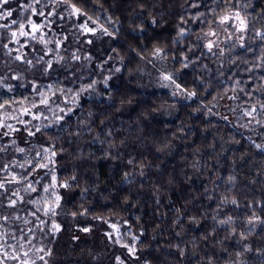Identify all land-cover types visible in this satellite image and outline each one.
Instances as JSON below:
<instances>
[{
  "label": "trees",
  "instance_id": "16d2710c",
  "mask_svg": "<svg viewBox=\"0 0 264 264\" xmlns=\"http://www.w3.org/2000/svg\"><path fill=\"white\" fill-rule=\"evenodd\" d=\"M31 2L13 0L11 7L19 10L20 5ZM192 2L67 0L62 3L65 7L75 4L109 31H113V25L106 22L105 17H111L119 32L113 37L100 36L98 32L92 45L68 41L72 44L65 45L67 53L61 62V65L67 63L68 69L54 63L58 70L47 75L42 74L44 65L36 64L32 51L33 48L40 51L44 45L39 40H24L29 46L21 54L27 53V58L33 60L36 66L32 67L24 60L14 59L19 55L18 44L11 40V31L17 30L16 26L13 25L11 31L0 28V78L14 86L12 92L0 88V103L10 101L9 105L0 108V121L6 114H20L21 109L38 100L35 96L48 90L47 85L51 83H58L65 89V94H73L67 93V87L75 90L90 79L96 81L95 94L91 98H86V93L81 96V108L62 104H65L64 109L75 108L74 114L65 118L66 123L61 122L66 131L59 127L48 128L43 133L29 136L27 142L20 137L19 143L26 147L23 154L16 151L20 146L7 143L8 137L0 140V147L8 148L7 152H0V165L13 160L23 162L24 156L31 159L42 145L55 144L57 149L65 150L56 157L58 179L62 176L69 180L74 175L78 180L71 189H59L61 207L54 219L61 230L54 237L43 235L48 229L39 225V220L30 214L39 205L0 209V216L9 217L7 222L0 220L9 233L8 242L15 243L12 234L20 236L19 229H24L31 245L26 244L22 251H30L36 264H43L37 258L43 253H35L36 248L43 246L52 252L51 257H45L48 264H117L116 257L124 259L126 264H145V261L148 264H264V224L247 223L250 216L264 217V211L259 207L264 204V152L253 143L264 145V128L254 121L247 128L241 127L250 121L249 117L243 116L244 110L256 103L260 93L249 98L239 89L235 93L231 90L236 78L232 73L237 67L244 69L258 63L257 57L264 50V40L256 35L257 31L264 33V20H254V15L264 8V0H252L254 8L241 7V13H247L250 21L245 44H250L254 51L248 52L238 46L232 48L237 43L228 41L223 46L222 56H213L198 46L197 37L216 25L220 15L232 10L229 3H210L209 7H204L203 2L197 0L200 7L196 9L189 7ZM231 3L239 6L236 0ZM64 6L61 7L63 10ZM209 8L215 9V13ZM197 11L205 13L206 20L201 18L193 22L192 16ZM33 17L40 18L27 11H21L19 15L14 12V18L26 25ZM182 17L187 23L182 22ZM153 19L157 21L156 26L151 24ZM3 23L5 21L0 20V24ZM177 25L190 28L195 34L174 42L178 36ZM113 48L116 50L112 51ZM156 48L162 49L159 58L153 55ZM73 49H79L81 61L71 60ZM86 53L93 57L90 62L83 60ZM108 56L112 59L104 64L105 70H97L96 66ZM183 56L198 59L184 69L179 63ZM236 56L240 58L238 65H230V59ZM49 57L45 55L44 58L48 60ZM221 66L223 75L218 74ZM112 67H120L121 71L112 72ZM177 70L184 86L189 91L195 90L203 105L211 108V113L195 100L174 102L168 90L159 87L162 72ZM71 72L75 75L70 76ZM109 75L111 79L106 89L102 81ZM260 75V71L239 73L245 82V91L249 90L248 85L252 88L264 85ZM197 81L206 82L208 88L204 89ZM232 95H237L238 99L227 98ZM60 97L56 92L53 100L61 103ZM110 98L115 106L110 104ZM223 105L221 114L219 108ZM164 112L171 115H162ZM57 114L63 115L59 110ZM222 116H227L228 120L221 119ZM257 118L264 119V116ZM53 120L52 115L40 127L43 129ZM125 173L134 176L132 183H125ZM2 175L7 173L0 172ZM229 176L235 177L234 183L228 182ZM48 182L47 178L41 181L42 184ZM22 195L28 198L27 194ZM31 195L39 200L46 194ZM208 196L211 200L206 199ZM224 197L229 203L220 206L217 219L232 216L235 223L227 227H234L235 233L216 225L212 219ZM232 199L237 200L239 207L230 203ZM85 210L87 213L81 216ZM37 215L42 220L49 219L43 211ZM193 217L198 224H192ZM25 219L28 224L24 223ZM178 219L179 223L176 222ZM117 222L125 234V243H133L132 235L140 236L135 243L139 261L129 258L122 244L114 243L105 235L112 231L109 224ZM84 226L91 231H81ZM28 228L33 231L27 232Z\"/></svg>",
  "mask_w": 264,
  "mask_h": 264
},
{
  "label": "snow or ice",
  "instance_id": "6c2138e0",
  "mask_svg": "<svg viewBox=\"0 0 264 264\" xmlns=\"http://www.w3.org/2000/svg\"><path fill=\"white\" fill-rule=\"evenodd\" d=\"M67 0H57V3H66ZM203 2L204 7H209L210 3H229V7L232 9L231 11L226 12L224 15L219 16L218 20V26H224L228 25V27H225L223 30L228 34V40L230 41L233 36H236V39L238 41L237 45H232V48H236L237 46L241 49H246L248 52L254 51V49L251 47L250 44H245L244 40V33L248 32L250 30V21L247 19L248 14L245 13L242 15L241 13V7L243 9H248L250 7L254 8L255 5L253 4L252 0H236L235 6L231 3V0H201ZM13 3V0H0V20L5 21V23L0 24V28L6 29L11 31V28L13 25L16 26L15 31H11V40L17 44L20 43L19 39L17 37H31L32 40H37V36L34 35V33L40 31L45 27L44 23L37 24L32 20H28L27 25L23 22H20L18 19L14 18V12L19 15V12L21 11H27L32 13L33 15H39L44 16V12L42 9L38 10L37 7L34 5L40 4L41 0H33L32 3H28L25 5H20L19 10L16 8L11 7ZM7 6V7H6ZM190 8H196L199 9L200 2H197V0H193L192 3L189 4ZM209 11L215 13V9L209 8ZM48 15H54V13L49 10ZM58 19H63L64 17L60 16L59 13H55ZM75 16L76 18L83 17L81 20V23L77 25L78 32L75 34V42L76 43H87L88 45L93 44L92 39H87L84 41L79 40V36L84 35L88 36L91 35L93 37L97 36V32L100 33V36H109L113 37L114 33L119 32V29L115 27L114 22L112 21L111 17L106 16V22L113 25V31H109L107 27H105L103 24H99L97 20H93L91 16H88L86 12H84L81 8L77 7L75 4L70 5V11H69V17ZM201 18H204L206 20L205 13L197 11L193 14L192 20L193 22L197 20H201ZM183 23H187V21L183 20V17L181 18ZM254 20H264V8L260 10L259 13L254 15ZM55 21H50L49 24L54 23ZM151 24L153 26L157 25L156 20H151ZM28 28L29 31H25V28ZM229 28L233 29L234 31H229ZM141 31H143V28H140ZM178 30V36L177 40L174 42H178L180 39H184L188 37L189 35H193L195 33L192 32V30L186 29L184 27H181L180 25H177ZM70 31V30H69ZM239 34V35H237ZM256 35L260 37L261 40H264V33L257 31ZM63 39L57 38L54 41L51 40H45L44 34H41L39 37V43L45 45L46 51L44 49H41L40 51H36L34 48L32 51L35 54V61L36 64H43L44 67L41 69L42 74L47 75L49 73H54L58 69L54 67V63L57 65H61V62L64 61L63 56L57 55L55 59H48L45 60V55L51 56L54 52V49L47 48V45L49 43H54L56 50H59L61 46L63 45V41L68 39V35L62 33ZM212 37H216V39H212ZM99 38V37H97ZM203 42V43H201ZM220 42V36L215 29H210L209 31L203 32L202 35L197 37V45L201 46L209 53H211L213 56L216 55H223L224 49L220 48L219 46ZM5 47H7L5 45ZM27 47V44H21L20 48ZM213 49H217L218 51H213ZM67 50V48H65ZM116 49L113 48L112 51H115ZM192 49H188V51H191ZM17 52H20V49H16ZM79 51V49H77ZM162 54V49L156 48L153 52V55L156 57H160ZM200 55H204V53H200ZM16 60H24L25 63L28 65L35 67L36 64L33 63L32 59L27 58V53L19 54L14 57ZM82 57L80 55H77L75 52L71 55V60L74 61H81ZM93 57L91 55H84L83 60L85 61H91ZM112 57L108 56L104 59L103 63L98 64L97 70H105L104 64H107L109 60H111ZM197 58H190L188 56H183L180 58L179 63L182 64L184 69L189 68L192 64L196 63ZM240 60L239 56H236L235 58H231L229 63L232 66H237L238 61ZM258 63H252L250 67H246L244 69H240L237 67L236 71L232 73V76H235L236 78L233 80V88L231 89L234 93L239 89L240 92H243L245 96L252 98L254 93H260L259 96L256 97V103L252 104L249 108L244 110L243 116L249 117L250 121L249 124L241 125V127L247 128L249 125L254 121L255 124L259 125L261 128H264V119H258L257 117L264 116V99L261 97L264 96V85H261L259 88H252L250 85H248V91H245V82L242 81L239 77V73L241 72H253V71H260L261 75L259 77L260 81H264V50H262V54L257 57ZM244 63H249L247 61H244ZM63 68L68 69L69 65L67 63H64L61 65ZM87 66V65H85ZM207 67V66H203ZM112 72H120V67H112L110 69ZM218 74L223 75L224 72L221 69H218ZM75 72H71L70 76H74ZM231 78V76L229 77ZM13 79H21L20 77H13ZM77 79H80L79 77ZM111 79V76H107L102 81L104 87L107 89L109 88V80ZM161 83L159 84V87L165 88L168 90V95L173 99L174 102H191L196 101L198 103H201L202 108L207 112L211 113V108H207V106L203 105L202 99L200 96H198L197 92L195 90L189 91L187 87L184 86L185 82L183 81L182 75L179 72V70L175 72H162L159 77ZM179 81V82H178ZM198 84H202L204 89L208 88V84L204 81H197ZM23 86V85H21ZM51 85H48V88L51 89ZM0 88H6L8 92H12L14 90V86L11 84H6L3 78H0ZM96 89V81L94 79H90L88 83H81L75 90L72 87H67L66 91L67 93H73L70 97V105L75 106V108H81L80 105V98L83 94H87L86 98H91L95 94ZM61 97L63 98L65 94V89L61 88ZM211 94V93H209ZM227 94V90H225V95ZM41 95V101L40 103L44 106L49 105V100L43 98V93H40ZM221 99L224 97L221 96ZM230 100H236L238 99L237 95H232L227 97ZM110 104L112 106L114 105V101L112 98L109 100ZM130 103V101H129ZM10 101L4 100L2 103H0V108H4L6 105H9ZM35 106V105H34ZM72 106H68L67 109L60 108L57 104V109H59V112L63 113V115L57 114L56 109H53V116L54 120L50 124L44 125V128L42 129L38 125H34L35 131H32L31 129H27L28 136H35L36 133H43L46 129L52 128V127H59L61 130L66 131L67 129L64 127V125L61 123L62 121L66 120V117H71L74 114L75 108ZM82 110V109H81ZM230 111H234L233 109L229 108ZM199 111V109H198ZM25 114L31 115V113L28 110H25ZM162 115H171L169 112H164ZM34 119H39V116H34ZM243 118V117H241ZM221 119L228 120L227 116H222ZM21 123H24V121H20ZM0 128L7 129V131L0 132V136H8L11 132H18L19 129L14 128L10 124H4L0 123ZM181 132H183V129H180ZM110 135V133H109ZM250 139V137H249ZM25 142H27L25 138ZM13 144L16 143L15 140L12 141ZM101 143H103L101 141ZM254 146L257 149H260L262 152H264V145L257 144L255 142ZM8 148L7 146L0 147V152H7ZM16 151L23 154L25 153V148L23 147H17ZM65 150L63 148L57 149L55 144H49L47 147L41 146L40 151H35L32 158L29 159L27 156L23 157V162L20 161H10L7 164L0 165V172L7 173V175L0 176V209L4 208H12L16 209L19 205H39L35 210L31 211V215L33 217H36L37 220H39V225L44 226V228H47L48 231L43 232V235L45 236H55L57 232L61 230L60 224L55 222L54 217L57 215V209L61 207V200L62 196L59 194V189H71L75 187L76 184H78V180L76 176H71L69 180H64L61 176L58 179L57 171H56V157L58 153L62 154ZM129 164L132 163L131 160L128 161ZM74 171V170H73ZM125 183H132L134 180V176L130 177L128 173H125ZM140 175H143V173H140ZM48 179L47 184H42L41 181ZM235 177L229 176L228 182L234 183ZM40 192L45 193L46 195L43 197H40V199H36L32 197V193H36L39 195ZM22 193L27 194L28 198H25V195H22ZM206 199L211 200V197L208 196ZM229 203L227 197H224L217 206V212L213 215L212 219L214 223L218 226H225L226 230L232 233H235L236 229L234 227H227L229 225H233L235 223L234 218L232 216L226 215V218L223 219H217L219 216V208L223 204ZM230 203L234 206L239 207L237 200L232 199ZM251 207V205H249ZM259 207L261 211H264V204H259ZM43 211L44 216L49 217L48 220H42L37 215V212ZM174 211H179L178 209H174ZM87 213V210L85 212H81L80 215L83 216ZM77 213L73 212L72 215L76 216ZM16 219H20V217H16ZM95 219H101L99 217H96ZM179 219H183V217H180ZM179 219L176 221L179 223ZM0 220H3L7 222L9 220V217L6 215L0 216ZM105 223H109L107 220H104ZM192 224L196 225L198 224V221L195 219V217L192 218ZM25 224H28L29 221L27 219L24 220ZM118 223H110L109 227L112 229L110 232H106L105 235L108 237L109 240H112L114 243H121V241L124 239V233L121 232L120 227H118ZM127 223V222H125ZM247 223L249 225H255L256 223L264 224V217H261L259 215L250 216L247 219ZM0 229H4V225L0 224ZM81 231L87 233L90 232L91 229L87 226H84L80 228ZM251 230V229H250ZM21 235L16 236L15 234H12L11 239L15 240V243H9V233L6 229L0 230V264H9L10 261L16 262V264H36V259H33L30 256V251H22L25 248V245H31V239L27 237L25 234L24 229H19ZM33 231L32 228H28L27 232L31 233ZM130 233V228H129ZM143 235V233H141ZM177 235H179L177 233ZM243 239H247L246 236H244L243 233L239 234ZM140 240V236L132 235V244L124 243L121 246L126 249L127 254L129 255V258H133L137 261H139L140 257L137 256L138 249L135 246V243ZM176 247L179 249V245H176ZM181 254H183V249H180ZM35 253H43V255H39L37 258L40 261H43V264H48V260L45 259V257H51L52 252L50 249L47 248V246L39 247L35 249ZM33 253V255H35ZM117 264H126V261L122 259L121 257H116ZM145 264H148L147 261H145Z\"/></svg>",
  "mask_w": 264,
  "mask_h": 264
},
{
  "label": "rangeland",
  "instance_id": "374dc122",
  "mask_svg": "<svg viewBox=\"0 0 264 264\" xmlns=\"http://www.w3.org/2000/svg\"><path fill=\"white\" fill-rule=\"evenodd\" d=\"M32 2H33V0H32ZM34 6L37 7L38 10L42 9L44 14H45L44 16L37 15L40 17L39 19H36L35 17L32 18V21H34L35 23H37V24L44 23V25H45V27L43 29L34 33V35L37 36V40H39V37L41 34H44L45 40L54 41L57 38L63 39L62 33L67 34L68 39L63 41V45L61 46V48L59 50H56L54 43H49L47 45V48L54 49V52L49 57V59L54 60L57 55L63 56L65 58V54L67 53V52H65V51H67V50H65V47L66 46L68 47L72 44V43H69L68 41H75V34L79 31L77 28V25H79L81 23V20L76 18L75 16L69 17L70 7H68V6L65 7L62 3H57V0H41L40 4H37ZM62 6H64V10L61 8ZM49 10H51L54 13V15L49 16L48 15ZM55 13H59L60 16H62L64 18L58 19L57 16L55 15ZM50 21H55V22L49 24ZM225 27H228V25L218 26V22H217V24L211 28V29L217 30V32L220 36L219 46L222 49H223V46L229 41L228 40V34L226 32H224V30H223ZM25 31H29V29L25 28ZM229 31H234V30L229 28ZM97 34H98V32H97ZM237 35H239V34H237ZM244 37L246 40L247 32L244 33ZM20 38L21 37H19V36L17 37V39H19L20 43L18 45L16 43L18 49H20L19 54H21V51L25 48V47L20 48V45L21 44H27V46H29L28 41H24V40H28L31 37H25V38H23L22 41ZM83 38H84V40H87V39L93 40L94 39L93 36H91V35L79 36V40H81ZM212 39H216V37H212ZM245 40H244V42H245ZM230 41H234L238 44L236 36H233ZM43 47H44V50L46 51L45 45ZM213 51H218V50L213 49ZM73 52H75L77 55H80L78 53L77 49H73ZM86 54L90 55L88 53H86ZM49 85L52 86L51 89H49L48 85H47L48 90H43L40 92V93H43V98L49 100V105L47 107L40 103L42 97H41L40 93H38L35 96L38 98V100L29 102L28 106H25L23 109H21L20 114H18L16 112H12V113L6 114L2 117L0 123L10 124L14 128L19 129V131L18 132H11L8 136H0V140H1V138L8 137V142H7L8 144H13L12 141L15 140L16 146L23 147L26 150L25 145L24 144L21 145L19 143V141H20L19 138L23 137L24 139L26 138V140H29L27 129H31L33 131L34 125L41 126L44 123V120H47L48 118H50L53 115V111H52L53 109H56V111L59 110V109H57V104L59 105L60 108H63L65 104L70 103V97L72 94H64L61 103L54 101L53 99H54V95L56 92L60 93V95H61V92H60L61 87L56 82H55V84L51 83ZM63 103H65V104L62 105ZM225 105H227V104H225ZM225 105H223L219 108V113L222 114V111H224ZM25 110H28L31 113V115L25 114ZM34 116H39V119H34L33 118ZM229 116H231V115H229ZM20 121H24V123H21ZM4 131H7V129L0 128V132H4ZM124 243L125 242L122 240L121 243H119V244H124ZM14 264H16V263H14Z\"/></svg>",
  "mask_w": 264,
  "mask_h": 264
}]
</instances>
